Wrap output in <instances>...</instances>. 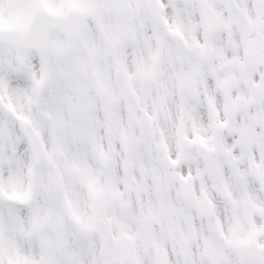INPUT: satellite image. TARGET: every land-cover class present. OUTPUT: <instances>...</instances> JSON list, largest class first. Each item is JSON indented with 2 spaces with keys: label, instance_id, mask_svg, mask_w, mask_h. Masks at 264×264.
Masks as SVG:
<instances>
[{
  "label": "snow or ice",
  "instance_id": "6c2138e0",
  "mask_svg": "<svg viewBox=\"0 0 264 264\" xmlns=\"http://www.w3.org/2000/svg\"><path fill=\"white\" fill-rule=\"evenodd\" d=\"M0 264H264V0H0Z\"/></svg>",
  "mask_w": 264,
  "mask_h": 264
}]
</instances>
